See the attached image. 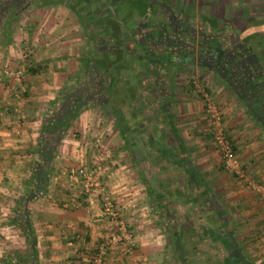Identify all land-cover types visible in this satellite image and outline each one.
I'll return each instance as SVG.
<instances>
[{"label": "crops", "instance_id": "1", "mask_svg": "<svg viewBox=\"0 0 264 264\" xmlns=\"http://www.w3.org/2000/svg\"><path fill=\"white\" fill-rule=\"evenodd\" d=\"M15 1L0 0V264H92L96 245L112 232L113 226L101 214L98 202L83 195L78 182L67 178L66 170L77 164L98 166L93 177L107 185L132 234L130 252L123 242L112 244L102 264H170L171 253L176 257L181 253L176 255L166 248L167 237L158 227L146 186L133 162L136 159L124 147L105 103H80L78 114L60 137L46 166V184L36 187L35 146L44 117L59 107L65 93L82 98L101 93L85 90L92 79L89 72L87 85L84 78L78 77L80 65L85 64L82 60L89 57L90 44L88 30L81 36L74 12L60 0L35 3L30 8L24 2L22 9L16 8ZM14 12L15 18L11 15ZM159 61L162 69L171 64L166 59ZM242 65L254 64L247 60ZM5 67L23 68L24 89L17 95L10 79L2 74ZM162 81L163 92L170 91L167 101L161 98L162 104L165 102L174 115L172 125L178 140L171 133L166 137L173 144L183 141L188 151L185 158L191 178L186 182L190 187L182 186V190L195 192L197 186L205 184L218 206L219 222L224 223L217 240L230 238L251 263L264 264V199L247 184L251 180L264 185L262 125L248 112H241V106L236 107L237 115L231 118L230 105L221 104L222 119L228 122L244 172L237 178L219 167L217 155L206 146L209 141L201 138L204 131L198 133L202 125L208 124L207 119L201 123L194 116V109L198 116L202 105L192 103L191 93L183 94L181 98L185 99L181 101L172 83ZM157 83L154 78L149 90H154ZM159 107L160 102L152 105L154 112H159ZM180 121L189 123L183 125L181 134ZM181 203L182 210L172 224L177 226L180 219L188 228L196 219L206 224L205 216L193 213L196 205L191 201ZM193 235L196 240L194 232ZM199 251L204 253L205 248L202 246L196 254ZM250 251H255L253 260L247 254ZM182 258V264H192V258L198 261L195 251L184 252Z\"/></svg>", "mask_w": 264, "mask_h": 264}, {"label": "trees", "instance_id": "2", "mask_svg": "<svg viewBox=\"0 0 264 264\" xmlns=\"http://www.w3.org/2000/svg\"><path fill=\"white\" fill-rule=\"evenodd\" d=\"M78 1L80 2V0ZM138 1L141 5L140 8H137L136 5L133 6L132 1H128V3L131 4L129 6L125 0L123 3V10L119 12L117 11L125 18L126 13H128V15L130 14L126 18L127 24H124V22L118 20L112 14L103 17L97 13L90 16L85 15L83 17L82 14L89 10L88 5H86L84 1H82V3H84L83 9L79 11H76V9L74 10L72 5H67L70 9L77 12L81 20L86 18L85 28L89 32V39L90 36H96L100 39L99 44L102 47H100V50H97V54L95 55V58H93V61L89 60V57L85 59L83 78L84 83L87 85L85 79L89 72L92 79L89 82L90 85L87 86L85 90L92 92V90H95L97 87V89L99 88L101 95L90 98L84 96L82 98L78 95L73 96L70 92L65 93L63 101L59 103V107L52 109L50 114L44 117L35 146V150L38 154V160L34 164L33 171L35 185L38 188H42L46 184L48 178L46 166L50 163L51 158L54 155L60 137L70 126L71 120L78 114L80 103H83L84 101V103L92 101V104L105 103L109 108L113 123L123 140V145L129 150V152H133L136 149L140 150L141 156L139 158L144 160L145 165L148 163L147 158L149 157L157 158L158 160L161 157L165 159L167 165L166 169H168V178L171 180L169 186H176L177 190L173 192L170 190L171 187H169L168 190H164L162 184L158 180L154 181L151 177L149 178L148 175L146 176V168L144 166L143 169L138 170V174L144 184L149 186V188L146 189L147 194L151 198L149 202H156L161 212H163V215L166 218H171L175 208L181 207L182 201H191L192 204L196 205L192 208L195 216L199 215L198 217H201L203 215V217L205 216L206 218V224L199 223L196 219L193 220L194 224L192 225V228L189 227L197 236L196 240H193L194 244H192V241H182L183 238L181 235L183 229L179 226L180 224L176 226L171 223L170 228L172 230V235L169 239L172 243V248L174 250L179 248L180 250L182 245L185 246L184 244L189 242V250L196 247L194 250L196 251L202 248L200 243L204 240L203 238H208V240L215 242L216 244V247L213 243L211 244L215 247L210 251L212 262L216 264H224V261L227 259L224 258L225 246L228 247V244H222L217 240V232L220 237L221 235L219 233L224 229V223L219 222L220 212L218 206H216V203L212 199V194L209 188L203 183L200 187H196L195 192L188 189L190 193H186L182 190V186L187 188L190 187V184H187L186 181L191 178L189 175L190 168L188 167L185 158V149L184 147H180L178 142H174V144L171 143V140H167L166 137L167 134L171 133L174 139H176V141L178 140V134L172 125V118L174 115L172 111H170L168 105L165 102L163 105V101L161 100L162 98L163 100L165 99L164 101H167V93H170V91H166V89V92H163L161 88V86L164 85V81H162V76L160 75V69H162L159 68L158 65L160 61L157 59L160 58L161 61H164V58L159 56L158 52H156L153 47L146 48L148 45L139 44L141 40H144L142 36L139 37L137 34L140 30H135V33H133L135 35L129 36L131 39V45H129L130 48L127 45L128 36L126 33L128 30L135 29L133 27L135 22L132 20V17L138 16V14L142 12L145 13L146 9L149 8V0ZM46 3H48V0L37 2V4ZM11 15L15 18L16 13L14 12ZM92 18H94L96 26L92 25ZM208 21L213 24L215 18L210 16ZM171 36L178 40L176 36ZM249 37L251 36L248 35L244 38L248 39ZM170 41H174V39ZM235 47L238 51L240 50V52L245 48L243 44L242 46L238 44ZM147 51L151 53V55L156 53V59L153 60L152 63L149 55H145V52ZM177 54L178 53H176V55ZM226 62L230 63V67L232 65L236 66L235 69L236 73L238 70V78L236 80L231 79L229 75H227L228 73H225L228 80L224 78L225 76H223V73L220 78L226 81L233 92L239 96V99L244 104L245 110L256 122L261 124L264 129L263 112L260 111L259 114L258 109L255 110L253 108L251 110L253 105L259 106L260 102H264V72L262 67L260 66V69H257L254 67L253 63V66L251 67L243 66L242 64L245 62L244 57L243 59L239 57L237 60L231 58ZM94 71L96 74L92 73ZM249 77H251V79ZM143 78L145 81H143ZM154 78L155 81L158 82V85L154 90H149ZM103 93L105 94L104 96ZM253 93H255V96H251ZM255 97H257V99ZM253 98H255L254 102L252 101ZM155 102H160L161 104V107L158 109L159 112L155 109L156 112H154L152 109V105ZM263 104L262 108L264 109ZM149 111H151V114ZM137 113L140 114L137 115ZM129 116L130 118H135L138 124H131ZM170 166H173L174 169ZM176 166H178V168H175ZM169 168L172 169L170 170ZM180 178H182V183L177 182V179L179 180ZM146 179H148V181H145ZM197 182L195 181V183ZM200 201H206V204L201 203ZM207 202L208 204L212 202L213 205L206 207L208 205ZM225 242H227V240H225ZM232 246L233 248H236L239 256L244 258L248 264H252L251 261H249L239 250L237 244L232 243ZM182 250L183 253L186 252L184 248ZM196 252L195 255H197ZM222 252L224 253L223 255ZM190 254L193 253L190 252ZM194 259L196 258L191 259L192 264H204L206 261L203 258H198V261L195 260L196 262H193ZM187 260H189V258H187Z\"/></svg>", "mask_w": 264, "mask_h": 264}, {"label": "rangeland", "instance_id": "3", "mask_svg": "<svg viewBox=\"0 0 264 264\" xmlns=\"http://www.w3.org/2000/svg\"><path fill=\"white\" fill-rule=\"evenodd\" d=\"M39 1L41 0H31V1L16 0L15 3H16V8L22 9L24 2L27 3V6L30 8V7H34L35 3ZM60 1H62V3L65 4L66 6L72 5L74 7V10L76 9V11L83 9V5H84V3H82L83 0H80V2L78 0H60ZM128 1H132L133 6L136 5L137 8L141 7L138 0H126V3L130 6L131 4H129ZM153 1H154L153 5H155L154 10L158 8L156 7L157 5L156 1L165 2V4L168 5L171 10H174V13L177 14L176 16L181 18V23L188 24L189 28L191 29L190 40L193 43L200 39L202 33L212 32L213 34H216L215 38H217V40L221 42L223 47H229L231 51L237 50L235 47L236 45L240 44L242 46L243 44L245 48L242 50V52H240V50L238 51L239 52L238 57H241L242 59L244 57V61L251 60L252 62L253 60L252 63L254 64V67H256L257 69H260V66H261L264 72V0H153ZM84 2L88 5L89 10L86 11L85 13L82 12L83 17L85 15L90 16L92 14L99 13L97 4L93 3L91 0H84ZM123 2H125V0H123ZM71 10L72 12H74L75 16L78 18L77 25L79 26L81 36H83L84 33L86 32V28H85L86 18L85 19L83 18V20H81L77 12L74 11L73 9ZM112 15L116 17L118 20L124 22V24H127L126 18L123 17L121 13H118L117 11L115 12L113 11ZM162 16L164 17V13L162 14ZM210 16H213L215 18V22L213 24H211L208 21V18ZM163 20H167V15H165V19ZM133 33H135V30L134 31L128 30V32L126 33L128 36V39H127L128 46L131 45L130 44L131 39L129 36L135 35ZM171 35L176 36V38H178L179 40H185L188 37L187 34L182 29L176 30ZM248 35L251 37H249L248 39H245L244 37H247ZM89 44H90L89 45V49H90L89 58L91 59V61H93V58H95V55L97 54V50H100V47L102 46L98 43V38L96 36L95 37L90 36ZM172 47L174 48L172 49ZM175 47L176 46L172 45L171 49L170 48L168 49H170L171 52L175 54V52H177ZM154 49L157 51L159 50V47H155ZM254 54L256 56H254ZM177 56L179 55L177 54L176 57ZM84 57L86 58V56ZM173 60H170V59L168 60L171 62V64L168 65L166 69H164L163 67L162 72H161L162 80H165V82L169 80V82L172 83L171 85H173L174 88H176L175 92L178 93V96H180L181 101L185 99V98H181L183 94L189 95L191 93L189 95L190 96L189 98L191 99L192 103L194 105L195 103L202 105L201 111L198 113V116L196 112L197 110L194 109L195 110L194 116H196L195 118L196 119L198 118L201 123L205 119H207V116L203 109L205 101L207 99L204 93L207 94L208 99L212 101V103L218 108L219 111H221V108H222L221 104H225V106L227 107H229L230 105L231 107L230 115H232L231 118H234L235 115H237V112L235 113L236 107H238L239 109V107L241 106L243 108L241 109V112H247L245 110L243 102L241 100L236 99L238 97L235 95V93L230 88V86L228 87L227 83L224 80H222L218 76V74H216L217 72L213 71L212 68H209V67L206 68L204 64L198 62L199 61L198 59H195V60L193 59V61L190 60L188 62H182V61L175 60V62H173L172 64ZM82 61H85V60H82ZM80 66H81L80 70L82 71L78 72L77 74L79 78H83L84 65L81 64ZM92 73L96 74L95 71ZM209 86H211V88ZM212 86L214 88H212ZM121 87L123 88L122 85ZM97 90L99 92V88L97 89L96 87L95 91ZM234 100H235V105L232 106V102ZM180 108H183V104ZM179 113L181 115V112H177L178 116H179ZM138 114L140 113H137V115ZM221 114H223V112ZM129 119H130L131 124L132 123H134L135 125L138 124L135 118L133 117L130 118L129 116ZM223 122L225 123L228 135L232 138L231 132L229 131L230 127L227 126L228 122H225V121ZM188 124H185V122L180 121V126H179L180 134L184 132L183 125L187 126ZM202 127L203 129L201 128L198 131V133L200 132L202 133V131H204L202 133L203 135L201 136V138H204V141H207V140L209 141L206 144V146H208V150L215 152V155H217L218 160H219L218 165L220 168H223V166L221 165V161H220L221 160L220 153L218 152V150H216V147L212 139V131H211V126L209 124V121H208V124L206 123V126L202 125ZM178 145L182 148L185 146L183 141H181V143H179ZM187 152H188L187 149H185L186 154ZM128 153H131L133 158L136 159L135 161L133 160V162H135L134 164H137L136 169L137 168L143 169L145 166L146 176L148 175V177L149 178L151 177L152 180L154 181L158 180L162 184V188L164 190L169 189V182L171 180L168 178V171H167L168 169H166L167 165L165 163L164 158L161 157L158 160L157 158L149 157L147 158L148 163H146L145 165L144 160L141 161L142 159L139 158L141 156L140 150L136 149L133 152L128 151ZM146 155H149V154H146ZM170 167L174 169L173 166H170ZM172 168H169V169L171 170ZM175 168H178V166H176ZM145 181H148V179H146ZM177 182L182 183V178H180L179 180L177 179ZM142 183L144 184L143 181ZM145 186H146L144 187L145 190L149 188V186L147 185ZM170 190L173 192L176 191V189H173L172 187L170 188ZM146 194H147V191H146ZM200 202L206 204V201H203V202L200 201ZM150 205H151L152 211H154L153 212L154 216L157 222L159 223L158 227L161 229L163 228L162 231L164 232L165 237H167L168 241H166V248H168V250L170 251H173L174 249L172 248V243L169 239L172 235V230L170 226H171V223H173V220L175 219V215L180 213L182 208L176 207L174 212L172 210L173 214L171 215V218H168V217L166 218L163 215V212H161L156 202L153 201L152 203H150ZM212 205H213L212 202H210L206 207H210ZM179 224H180L179 226L183 229L182 230L183 233L181 235V237L183 238L182 241L185 242V241L190 240L192 241V244H194L193 239L195 237L191 229L188 228L186 221L182 223V220L180 219ZM188 243L187 244L185 243L184 244L185 246L182 245L180 249L184 248L185 251H190L194 254V250L196 247L192 250H189ZM212 243L216 247L215 242H211L210 240H208V238H205L203 241H201L202 246L205 248V252L200 254V251H199V254H197V257L203 258L204 260H206L204 264H216L212 262V257H210L211 255L210 251L214 247L211 245ZM178 251H179V248L174 250L176 255H179V253H181V256L179 255L178 257H176L175 254L172 252L171 257L169 256L170 264H182L183 250H181L180 252ZM253 252L255 251H250V253H247L250 255L249 258H251L252 260H253L252 257L255 258V256L252 255ZM254 264H257V263H254Z\"/></svg>", "mask_w": 264, "mask_h": 264}, {"label": "flooded vegetation", "instance_id": "4", "mask_svg": "<svg viewBox=\"0 0 264 264\" xmlns=\"http://www.w3.org/2000/svg\"><path fill=\"white\" fill-rule=\"evenodd\" d=\"M91 1L97 4L99 15L103 17L108 14H112L113 11L119 12L123 10V5H124L123 0H91ZM153 2H154L153 0L148 1L149 8L146 9L145 13L142 12L138 14V16L132 15L133 16L132 20H134L135 22L133 24V27L135 28L134 30H140L139 32H137V34L139 37L142 36L144 38V40H141V42H139L140 45H144V44L148 45L146 46V48L159 47V50H157L156 52H158V55L162 56L166 60L175 59L177 61L188 62L190 60L193 61V59L194 60L198 59L199 60L198 62L208 66L209 68H212L213 71L217 72L216 74H218L219 77L223 73L224 75L223 74L222 75L225 76L224 78H226L227 75H229V77L234 80L238 78V74H237L238 70L236 73V69H235L236 66L232 65L230 67V63L226 62L231 58L237 60L239 58L238 57L239 54L237 52L238 50L231 51L229 47H223L221 42L218 41L217 38L215 39L216 34H213L212 32L202 33L200 39L193 43L192 41H190L191 29L187 24L181 23V18L176 16L177 14L174 13V10H171L170 7L165 4V2H160V1L158 2L156 1L157 4L156 7L158 8L154 10L155 5H153ZM162 12L164 13V17L162 16L163 14ZM129 15L128 13H126L125 14L126 18ZM165 15H167V20H163L165 19ZM91 20L93 21L92 25L96 26L94 18H92ZM179 29H182L187 34L188 37L185 40H179V39L176 40L175 37L171 36V34H173L176 30ZM172 39H174V41H170ZM172 45L176 46L175 49L177 50V52H175V55L170 50ZM173 48L174 47H172V49ZM176 53H178L179 56L176 57ZM146 54L149 55L150 59L151 58L152 60L156 59V53H153L151 55V53L147 51L145 52V55ZM254 56L256 55L254 54ZM157 60H160V58H158ZM225 73L228 74L226 75ZM249 78L251 79V77ZM226 79L228 80V78ZM251 96H255V93L251 94ZM255 98L257 99V97ZM255 98L252 99L253 102ZM263 103L264 102H260L259 106L253 105V107H251V110L253 108L255 110L258 109L259 114L260 111H262L264 114V109L262 108ZM220 243L228 244V247L225 246V255H224V258L225 259L227 258L224 261L226 264H248L244 258L238 255L236 248H233L232 246L233 241H231L230 238L229 240H227V242H225L224 240L221 241ZM223 254L224 253L222 252V255Z\"/></svg>", "mask_w": 264, "mask_h": 264}, {"label": "built area", "instance_id": "5", "mask_svg": "<svg viewBox=\"0 0 264 264\" xmlns=\"http://www.w3.org/2000/svg\"><path fill=\"white\" fill-rule=\"evenodd\" d=\"M2 74L10 79L14 86L15 94L23 91L22 84V67H5ZM204 104V111L211 126L212 139L214 145L221 156V164L223 168L237 177H243L244 172L239 156L236 153L234 144L227 133L225 123L218 108L208 99L207 94ZM107 152V151H106ZM98 169V166L87 167L84 164L71 166L66 170L68 179L78 182L81 193L98 202V207L103 216L111 222L113 226L112 232L102 239L95 248L92 255V264H102L108 247L118 242L125 243V250H131V231L127 228L126 222L121 216L119 207L114 200L107 185L98 178H94L93 174ZM247 184L253 190L257 191L262 199H264V185L259 182L247 181ZM75 201V200H72ZM75 203V202H72Z\"/></svg>", "mask_w": 264, "mask_h": 264}]
</instances>
